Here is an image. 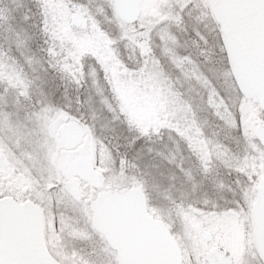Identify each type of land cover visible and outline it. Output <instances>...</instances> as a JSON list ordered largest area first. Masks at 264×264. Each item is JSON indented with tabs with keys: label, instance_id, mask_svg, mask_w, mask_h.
<instances>
[{
	"label": "rangeland",
	"instance_id": "rangeland-1",
	"mask_svg": "<svg viewBox=\"0 0 264 264\" xmlns=\"http://www.w3.org/2000/svg\"><path fill=\"white\" fill-rule=\"evenodd\" d=\"M1 7L0 106L13 92L22 109L11 123L1 113L0 128L20 127L30 96L37 106L55 97L92 140V162L105 185L141 187L186 256L202 251L207 231L222 240L228 218L221 214L236 195L217 189L221 178L213 182L208 173L244 180L255 203L264 149L254 133L264 113L241 100L228 66L202 65L193 51L221 44L208 0H143L131 26L117 18L111 0H6ZM72 14L85 18V30L72 26ZM53 116L31 125L35 140L42 136L46 144L40 130ZM127 126L145 130L142 145H130Z\"/></svg>",
	"mask_w": 264,
	"mask_h": 264
},
{
	"label": "flooded vegetation",
	"instance_id": "flooded-vegetation-1",
	"mask_svg": "<svg viewBox=\"0 0 264 264\" xmlns=\"http://www.w3.org/2000/svg\"><path fill=\"white\" fill-rule=\"evenodd\" d=\"M212 21L215 24L213 17ZM216 32L220 33L218 25ZM219 35L221 44L217 50H206L207 43L194 48L202 65L209 61L218 68L228 66ZM201 50L202 53L197 52ZM16 95L11 92L0 106V115L10 116V123L17 120V109H22L15 106L19 99ZM33 97L30 96V106L25 109L29 114L23 110L27 116L20 120V127H15L12 133L0 128V257L14 258L11 264H44L46 259H52L55 264H120L119 245L112 246L93 226L91 204L101 192L123 194L129 188H108L104 178L96 174L92 140L86 139L79 122L62 112L63 107L56 106L58 101H52L55 97H45L49 103L46 106H37ZM71 107L78 108L75 102ZM49 114L54 115L51 123L40 130L48 139L43 144L42 136L35 140L29 128L33 124L41 126ZM65 125L75 126L81 139L76 141L75 131L70 128L63 137L60 129ZM36 134L40 133L36 131ZM88 164L91 173L86 177ZM208 174L214 178L213 182L221 178L218 185L222 188L217 189L231 192L237 199L221 214L228 219L223 221V237L218 243L212 239L214 232L207 231L204 235L209 233L210 239H204L203 235L202 251L186 256L177 242L180 264H261L264 260L259 251L254 204L249 203L245 181L217 170ZM257 192L258 189L256 197ZM146 209L154 220L162 222L151 213L147 203ZM167 228L177 241L173 231Z\"/></svg>",
	"mask_w": 264,
	"mask_h": 264
},
{
	"label": "water",
	"instance_id": "water-1",
	"mask_svg": "<svg viewBox=\"0 0 264 264\" xmlns=\"http://www.w3.org/2000/svg\"><path fill=\"white\" fill-rule=\"evenodd\" d=\"M143 0H112L113 10L125 25L135 24ZM209 9L220 26L223 44L239 93L245 99H255L264 113V0H208ZM71 24L86 28L81 15L73 14ZM81 133L73 125L61 127ZM69 132V131H68ZM67 132V133H68ZM255 138L264 148V126L255 130ZM91 165H87V176ZM84 179L86 177L82 176ZM93 226L113 246L119 245L120 264H180L181 253L167 227L147 212L146 199L140 187L123 194L101 192L91 204ZM253 215L259 251L264 260V180L261 182ZM204 239L209 240L206 233ZM11 257H0V264H11ZM44 264H55L46 259Z\"/></svg>",
	"mask_w": 264,
	"mask_h": 264
},
{
	"label": "trees",
	"instance_id": "trees-1",
	"mask_svg": "<svg viewBox=\"0 0 264 264\" xmlns=\"http://www.w3.org/2000/svg\"><path fill=\"white\" fill-rule=\"evenodd\" d=\"M3 1H6V0H0V19H2L3 17L6 16L5 14L3 15V13L1 12V9H2L1 2H3ZM105 9L108 10L109 7L107 6ZM240 98H241V100H245L242 97H240ZM245 101L251 102V100H245ZM253 101H254V107L253 108L255 109V111L257 113H260V111H259V109L257 107L256 101L255 100H253ZM144 131L145 130L140 129L137 126H135V127H129V126H127L125 128L124 136L127 138V140H129L131 142V144H130L131 146H133L132 144H134V143H135L134 145H139L140 146V145L143 144L142 141H143V137L145 136V132ZM117 145H118V147H116V149H117L116 152H119L120 150H118V149H120V146L122 144H117ZM124 146H126V145H124Z\"/></svg>",
	"mask_w": 264,
	"mask_h": 264
},
{
	"label": "snow or ice",
	"instance_id": "snow-or-ice-1",
	"mask_svg": "<svg viewBox=\"0 0 264 264\" xmlns=\"http://www.w3.org/2000/svg\"><path fill=\"white\" fill-rule=\"evenodd\" d=\"M261 264H264V261H261Z\"/></svg>",
	"mask_w": 264,
	"mask_h": 264
}]
</instances>
